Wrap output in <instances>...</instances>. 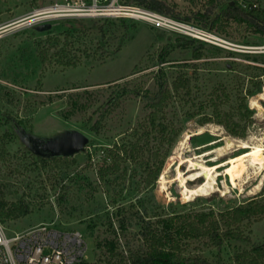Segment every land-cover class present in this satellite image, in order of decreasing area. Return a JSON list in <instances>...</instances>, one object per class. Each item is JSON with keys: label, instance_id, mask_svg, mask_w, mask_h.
<instances>
[{"label": "rangeland", "instance_id": "374dc122", "mask_svg": "<svg viewBox=\"0 0 264 264\" xmlns=\"http://www.w3.org/2000/svg\"><path fill=\"white\" fill-rule=\"evenodd\" d=\"M209 1L177 0L171 6L182 20L189 17L187 22L227 41L222 47L191 43V38L135 19L66 18L42 23L52 24L49 31H37L36 25L15 28L14 23L55 0H0V191L5 202L25 213L5 224L11 234L56 222L84 234L87 264H121L119 258L108 261L109 251L97 248L96 242L117 241L119 251L135 250L142 245L139 234L147 220L174 213L218 212L264 192V165L249 158L227 163L253 147L264 148V86L246 99L253 115L243 118L244 138L230 135L216 123L199 124L203 116L212 114L217 92L224 90L228 96L222 109L237 115L239 98L253 89L254 81L264 83V36L247 23L225 17L206 27V20L220 13L216 6L209 19L197 16L205 14ZM244 1L264 11V0ZM50 36L59 37L61 44L68 39L75 67L63 68L54 64L55 59L42 63L37 45L48 49ZM196 49L203 59L194 60ZM181 73L192 77V93L174 96L166 116L160 117L182 132L156 184L145 186L146 172L133 162L123 166L125 181L101 183L97 172L103 151L115 143H134L149 126L151 108L144 97L154 94L161 82L171 85ZM12 119L36 137L77 130L87 134L90 142L74 156L45 158L42 163L43 157L21 140ZM95 125L98 133L91 130ZM150 130V147H154L159 133ZM181 157L206 166L226 164L214 173L206 195L187 198L178 175ZM180 168L188 188L205 183L204 175L188 181L199 173L190 165ZM119 219L125 220L124 232L118 229ZM246 232L253 243H264V221L253 223ZM188 244L186 258L201 257L210 264H232L235 252L251 247L232 241L218 251L195 241Z\"/></svg>", "mask_w": 264, "mask_h": 264}, {"label": "trees", "instance_id": "16d2710c", "mask_svg": "<svg viewBox=\"0 0 264 264\" xmlns=\"http://www.w3.org/2000/svg\"><path fill=\"white\" fill-rule=\"evenodd\" d=\"M138 3L164 15L183 19L180 14L175 13L174 8L166 1L139 0ZM209 6L204 15L198 13L197 16L199 18L205 17L204 20L209 19L216 6L220 9V13L213 20H206V27L208 25L212 27L216 21L225 17L228 20L233 19L247 23L255 29L256 33L264 36V11H261L257 6L245 7L237 3L232 5L229 0H210ZM190 19L187 17L184 20L190 21ZM46 41L49 44L48 49L41 47L39 43L36 50L37 56L43 64L48 61L51 63L55 59L54 64L63 68L76 66V62L69 54L68 39L61 44L59 37L50 36ZM195 41L197 40L192 39L190 42ZM51 49L55 50L52 54H50ZM193 57L194 60H201L203 54L196 49L193 52ZM192 81V77L186 73H181L174 78L171 85L167 82H161L154 94L144 97L151 108L148 118L149 126L130 146L125 143H115L103 151V164L97 172V177L101 183L110 185L119 179L125 181L127 170L123 169V166L127 162H133L140 163L145 170L146 176L143 178L145 186L156 184L166 160L182 132L181 128L177 127L174 122L162 121L160 117L166 116L165 111L174 96L191 95ZM263 86L264 83L260 80L253 82V89H248L245 96L239 98L237 115L222 109L223 105L228 102V96L224 90L217 92L218 99L213 101L212 114L203 116L199 120V124L204 126L209 123H216L224 127L230 135L244 138L247 128L242 125L243 118H251L253 115V112L248 109L246 99L260 93ZM10 122L18 127L19 131H25L20 128L18 121L12 119ZM150 128H156L159 133L157 146L154 147H150L152 138ZM91 130L98 133V126H93ZM135 135L138 136V134ZM165 146L167 148L165 152H162ZM39 160L42 163L47 161L45 158H39ZM117 212L116 216H120L121 212L119 210ZM23 214L25 213L22 212L21 208L5 202V195L0 191V220L6 224ZM151 221V219L147 220L142 226V232L139 234L142 245L138 249L129 248V250L119 251L118 242L111 240L96 242L95 246L109 251L108 261L112 262L115 258H119L121 264H210L201 257L186 258L184 252L189 245L188 243L195 241L203 243L207 248H216L221 251L226 243L235 241L248 243L251 247L235 252L230 258L232 264H264V243H253L249 233L246 232V228L253 223L264 221V192L244 203L218 212L210 209L183 214L174 213L167 217L156 216L155 220ZM118 229L122 232L127 229L125 220L119 219ZM112 231L117 234L114 228ZM88 264L98 263L89 262Z\"/></svg>", "mask_w": 264, "mask_h": 264}, {"label": "built area", "instance_id": "2783aa9c", "mask_svg": "<svg viewBox=\"0 0 264 264\" xmlns=\"http://www.w3.org/2000/svg\"><path fill=\"white\" fill-rule=\"evenodd\" d=\"M138 1L55 0L51 6L38 10L15 24H20V27L38 26L47 21L66 18L135 19L202 43L221 47L227 44V41L210 30L148 9ZM159 1H166L171 5L177 0ZM229 1L245 7L250 6L244 0ZM87 254L88 243L81 231L66 230L56 222H50L11 234L0 220V264H84L88 261Z\"/></svg>", "mask_w": 264, "mask_h": 264}, {"label": "water", "instance_id": "95a60500", "mask_svg": "<svg viewBox=\"0 0 264 264\" xmlns=\"http://www.w3.org/2000/svg\"><path fill=\"white\" fill-rule=\"evenodd\" d=\"M232 5L234 3H231ZM14 25H16L14 23ZM17 24L16 27H20ZM52 29L51 23L36 26V30L43 32ZM21 140L36 154L43 158L71 157L86 149L90 137L77 130H68L54 137H36L25 131H18Z\"/></svg>", "mask_w": 264, "mask_h": 264}, {"label": "bare ground", "instance_id": "6f19581e", "mask_svg": "<svg viewBox=\"0 0 264 264\" xmlns=\"http://www.w3.org/2000/svg\"><path fill=\"white\" fill-rule=\"evenodd\" d=\"M247 147L249 148V146H247ZM262 147H259V146L253 147L250 151L245 152L238 159L236 158V159L229 160L227 163L230 164V163H233V162L238 161V160L245 161V159L249 158V159H251L252 163L263 166L264 165V155H263L262 151L264 150V148H262ZM184 164L190 165V170H197L199 172L194 177L188 178V181L197 180V179H199V177H202L204 175L205 176V181H204L205 183L200 184L195 189L188 188L186 181H185V178H184L183 171H181V168H180ZM224 164H226V163L215 164L213 166H206L199 161L196 162V161H193L191 159H185V158L181 157L180 161H179L178 175H179V178L181 179V182H182V186L184 189V195L187 198L188 197L191 198L193 196L197 197L200 195H202V196L206 195L212 189V183H213L212 181H214V178H213L214 173L218 172V169L221 168ZM201 172H203V174ZM164 180H165L164 177H162L161 181L164 182Z\"/></svg>", "mask_w": 264, "mask_h": 264}]
</instances>
